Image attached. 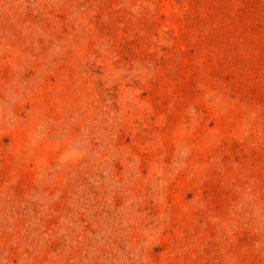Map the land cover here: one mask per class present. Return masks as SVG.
<instances>
[{"label": "rangeland", "instance_id": "rangeland-1", "mask_svg": "<svg viewBox=\"0 0 264 264\" xmlns=\"http://www.w3.org/2000/svg\"><path fill=\"white\" fill-rule=\"evenodd\" d=\"M0 264H264V0H0Z\"/></svg>", "mask_w": 264, "mask_h": 264}]
</instances>
